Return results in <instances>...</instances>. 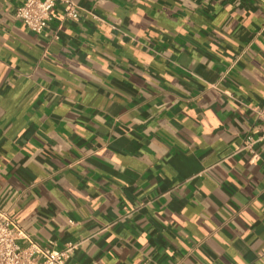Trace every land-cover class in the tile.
Instances as JSON below:
<instances>
[{"label":"crops","instance_id":"1","mask_svg":"<svg viewBox=\"0 0 264 264\" xmlns=\"http://www.w3.org/2000/svg\"><path fill=\"white\" fill-rule=\"evenodd\" d=\"M72 1L0 0V209L71 264H264V0Z\"/></svg>","mask_w":264,"mask_h":264},{"label":"built area","instance_id":"2","mask_svg":"<svg viewBox=\"0 0 264 264\" xmlns=\"http://www.w3.org/2000/svg\"><path fill=\"white\" fill-rule=\"evenodd\" d=\"M57 6L61 7L63 21L79 20L81 8L72 0H20L15 15L31 31L41 34L51 18V10ZM53 39H57V35ZM254 111L260 123L261 137L264 138V103ZM257 141L247 136L241 149L252 150ZM22 241L28 242V245L22 246ZM77 246L67 244L61 249L40 246L0 209V264H71L70 259Z\"/></svg>","mask_w":264,"mask_h":264}]
</instances>
